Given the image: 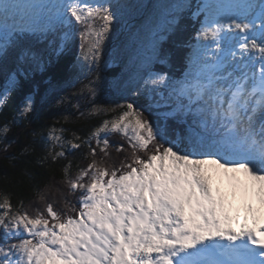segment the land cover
I'll use <instances>...</instances> for the list:
<instances>
[{"label":"snow or ice","instance_id":"1","mask_svg":"<svg viewBox=\"0 0 264 264\" xmlns=\"http://www.w3.org/2000/svg\"><path fill=\"white\" fill-rule=\"evenodd\" d=\"M117 7L111 0H0V62L19 50L18 70L19 62L27 64L25 71L33 65L43 70L75 34L77 64L91 72L113 31ZM194 7L205 16L196 35L202 43L170 93L176 101L173 118L193 117L185 121L187 134L170 137L135 102L80 112L77 119L85 120L113 114L84 135L51 126L37 163L67 161L60 181L67 191H38L41 206L32 212L23 201L14 208L8 194L0 197V264H264V0H200ZM192 8L191 0H184L163 31L175 24L180 10ZM27 33L57 37L47 60L23 44ZM153 55L166 63L155 45ZM17 74L8 77L12 87ZM100 80L97 74L81 92L95 98ZM169 85L166 73L150 72L144 91L135 95L147 101ZM10 91L0 92V109ZM32 110L29 95L19 114L27 118ZM10 123L0 125L4 152L11 146ZM114 135L127 147L111 141ZM81 149L87 163H77L73 173L69 154ZM112 151L120 156L118 164L109 162ZM33 152L29 143L21 155ZM213 175L226 178L243 200L239 231L231 226L236 218L231 206L213 189ZM49 193L61 208L48 200Z\"/></svg>","mask_w":264,"mask_h":264},{"label":"trees","instance_id":"2","mask_svg":"<svg viewBox=\"0 0 264 264\" xmlns=\"http://www.w3.org/2000/svg\"><path fill=\"white\" fill-rule=\"evenodd\" d=\"M199 2L200 0H191L193 8L179 12L176 16V22L170 26V30L161 33L165 38L159 43L158 52L161 57L166 58V63L155 66L160 72L166 73L170 77L171 83L183 79L184 74L188 71L192 50L197 42L196 35L204 23V15L197 12L194 7ZM120 10L121 7L115 9L117 13ZM168 19L170 21L172 17L168 16ZM26 36L27 39H23V44L36 55L43 56L47 60L51 41L57 39V37L46 38V36L31 33H27ZM79 45V36L73 34L66 42L63 54L59 58L53 57L51 63H48L43 70L33 65L32 68L25 71L27 64L23 62H19L21 66L18 70L16 54L19 50H16V54L10 56L6 62H0V88L9 87L8 89H11L7 101L0 109V125L6 122L10 123L13 118L17 120L16 124L10 123L11 131L6 137L11 146L7 152L0 150V197L3 194H8L14 208L18 207L20 202L23 201L24 208L32 212L35 207L41 206L37 201L38 191L45 192L49 188H52L53 192L55 188L67 191L66 187L60 183L62 180L61 169L67 161L60 160L56 164L49 165L37 163V157L43 154V149L49 143L46 137L51 126H62L84 135L91 131L92 126L98 125L103 119L109 117L99 115L91 116L87 120L77 119L80 112L87 115L90 107V104L85 105L87 100L95 103L114 96L113 86L105 75L108 69H105V66L110 61L104 65L101 64L99 70L92 72L89 78L80 83L71 84L74 80L79 79L85 70V67L81 68L77 64V58L80 54ZM17 71L18 74L15 77L17 83L15 87H12L8 77ZM97 74L100 75L101 80L97 85V94L93 98L86 91L82 93L81 90ZM52 85H55V87ZM29 95L33 99V110L25 118L20 116L19 113L24 104V98ZM134 96V102L138 103L140 109L145 112V115L149 117L154 125L165 128L170 137L186 135L188 121L186 123L185 120L180 118H161L156 113L157 109L152 108L150 105L145 106L148 101L143 95ZM74 102L76 103L74 104ZM77 106L79 111H77ZM65 119L69 122L65 123ZM33 131L40 135L36 137L27 135ZM65 135L67 136L68 133H65ZM110 140L125 143L119 135L110 137ZM29 143L34 144L35 152L21 155V151ZM3 146V142L0 141V149ZM125 147H127L126 143ZM84 152H86V149L69 154V159L73 160V173H75L77 163L81 166L87 163L83 160ZM119 159L120 156L112 151L109 162L118 164ZM78 195L79 193H77ZM47 198L48 200H55L56 207L61 208L63 206L60 199L54 197L51 193ZM69 199L73 202L76 201L75 196L69 197Z\"/></svg>","mask_w":264,"mask_h":264},{"label":"rangeland","instance_id":"3","mask_svg":"<svg viewBox=\"0 0 264 264\" xmlns=\"http://www.w3.org/2000/svg\"><path fill=\"white\" fill-rule=\"evenodd\" d=\"M90 2L94 3L96 0H90ZM100 2H104V0H100ZM111 3L119 5L121 13H117V21L113 22V31L109 33L108 38L101 47L100 61L91 65L93 69L91 72L88 67H85L81 77L74 80L71 84L74 85L89 78L92 72L99 70L101 64L104 65L108 61L110 63L106 64L105 69L120 67V71L115 78L109 79L113 86L114 96L105 101L95 103L87 100L85 105L90 104L88 112L94 106L113 108L118 104L134 102L135 93L144 91V80L148 78L150 72L163 74V72L156 69L155 65L161 63L153 55L154 45L158 51V45L161 42L157 34H161L165 28H169L168 16L172 17L176 12L177 6L184 3V0H111ZM199 43L202 42L197 41L195 48L192 50L190 66L195 60ZM174 84L170 82L169 87L162 86L157 88L147 98L148 104L145 106L150 105L152 108L158 109L156 113L161 118H173L170 113L176 101L175 97L170 95V93L171 86ZM8 88H0V92H4ZM135 104L140 108L138 103ZM112 115V113H109L108 118ZM180 119L191 122L193 117L187 116ZM215 176L217 175H213L212 178Z\"/></svg>","mask_w":264,"mask_h":264},{"label":"bare ground","instance_id":"4","mask_svg":"<svg viewBox=\"0 0 264 264\" xmlns=\"http://www.w3.org/2000/svg\"><path fill=\"white\" fill-rule=\"evenodd\" d=\"M212 186L214 191L218 190L219 193L224 195L227 202L231 206V213H235V211L243 205V200L241 199L240 195L238 193L236 195H233L232 188L226 178L222 176H215L214 178H212ZM254 206L257 208L260 207L258 204ZM261 211H264V209H261ZM249 224L251 225V220H249Z\"/></svg>","mask_w":264,"mask_h":264},{"label":"water","instance_id":"5","mask_svg":"<svg viewBox=\"0 0 264 264\" xmlns=\"http://www.w3.org/2000/svg\"><path fill=\"white\" fill-rule=\"evenodd\" d=\"M119 72V68H111L106 72V77L115 78Z\"/></svg>","mask_w":264,"mask_h":264}]
</instances>
